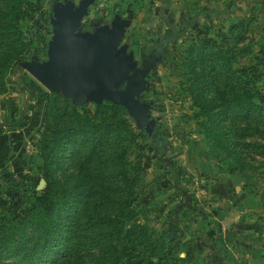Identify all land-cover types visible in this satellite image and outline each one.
Returning <instances> with one entry per match:
<instances>
[{"label": "rangeland", "instance_id": "374dc122", "mask_svg": "<svg viewBox=\"0 0 264 264\" xmlns=\"http://www.w3.org/2000/svg\"><path fill=\"white\" fill-rule=\"evenodd\" d=\"M27 1L35 8L16 21L19 34L0 44V125L9 139H20L14 142L19 145L16 163L0 169V236L4 235L7 220L30 207L46 185L42 146L55 122L69 128L72 112H82L81 105H75L74 110L68 99L48 92L20 67L31 59H46L53 11L66 2L76 7L78 0ZM7 7L8 0H0V21ZM115 16L125 21L116 49L124 47L132 70L141 69L145 59L151 58L149 77L144 79L139 100L147 102L155 125L146 136L122 112L135 137L132 141L124 134L116 138L102 157L110 165V157L118 148L126 168L138 166L134 187L137 215L133 222L123 223L119 235L106 240V229L101 227L98 236L81 219L71 217L74 209L81 210V206L72 204L62 216L68 215L65 219L73 222L71 235L76 238L72 236L76 247L62 254L64 234L56 227L57 246L45 252L40 264H96L108 258L111 264H179V257L187 261L195 253L202 254L207 230L215 236L225 231L224 224H220L223 228L209 226L221 216L254 220L258 226L264 223V0H93L74 33L91 35L94 25L109 26ZM236 23L240 25L230 30ZM202 39H209L215 50L206 55V71L213 74L215 82L222 85L223 77L211 55L230 46L234 49L230 67L245 68L246 79L250 80L247 86L253 90L252 101L259 105L247 121L232 117L235 109L227 112L223 118V145L199 124L203 117L194 115L186 52L191 45H200ZM33 82L48 93L41 103L30 96L35 90ZM84 105L85 110H94L93 103ZM71 149L67 146L57 161L54 157L49 162L54 177L62 184L75 181L78 160L70 157ZM83 174L87 176L86 186L94 190L121 183L108 166H91ZM108 193L109 200L95 204L93 198L85 207L114 215L118 204L111 199L116 200L119 194ZM132 223L137 227L126 236L124 230ZM38 233L31 225L23 227L14 235L20 243L3 248L1 257L8 263L36 261L39 243L33 238ZM151 248L158 249L149 263Z\"/></svg>", "mask_w": 264, "mask_h": 264}, {"label": "trees", "instance_id": "16d2710c", "mask_svg": "<svg viewBox=\"0 0 264 264\" xmlns=\"http://www.w3.org/2000/svg\"><path fill=\"white\" fill-rule=\"evenodd\" d=\"M21 5L26 6V9ZM34 8L35 6L31 1L8 0L7 11H4V18L0 21V44L19 34L16 21L20 16L25 15L27 11H33ZM237 25L240 24L231 25L230 30ZM199 43L200 45L198 46L191 45L186 52L191 83L189 89L192 93L193 104L196 107L194 115L203 117L199 124L208 130L219 145H223L226 144L224 141L223 118L227 115V112L235 109L232 117L237 116L240 120L247 121L251 113L259 108V105L252 101L254 97L253 90L251 89L250 91L247 86L250 80L246 79L245 68L230 67V57L234 49L229 46L223 50L219 49L214 55H211V59L217 60L218 68L223 77L222 85H218L213 74L206 71L207 52L210 53L215 50H212L209 39H202ZM32 84L35 90L30 93V96L41 103L46 99L48 93L35 82ZM1 85L2 82L0 81V89ZM226 90H229L230 93H227ZM261 101L262 98L259 97V102ZM93 105L94 110L91 112L84 109L85 105L79 106V108H82L81 113L73 111V122L69 128H61L57 122L52 127L51 135L47 136L48 139L42 146L43 152L41 154L43 161L42 175L46 180V185L42 192L36 196L34 203L30 207L26 208L19 216L7 220L6 227H4V235L0 236V264H17L15 261L5 262L4 257H1V251L3 248L17 246L20 242L19 239L15 238V233L28 225L39 230L38 235L33 238V241L37 240L39 243V248L35 251L36 255H34L36 261H29V264L42 263L41 257H44L45 252L51 248H56L57 245L54 243L57 229L64 234L62 247L65 250L62 254L70 248L74 249L76 245L73 240L76 238L71 235L73 222L65 219L68 215L62 216L64 210L69 209L72 204L81 206V210L78 207L74 209L71 217L74 215L73 218L76 221L81 219L83 224L96 231V234L99 233L101 227L106 229L105 233H103L106 240L113 234L119 235L125 221L133 222L135 220L137 205L134 187L138 181V166L134 167L131 165L132 170L126 168L121 157L122 153L118 148L113 151V155L110 157V165L102 159L109 152L110 145L114 144L116 138H123L122 135L124 134L132 141L135 134L126 118L122 116V112L126 114L123 107L109 101H102ZM72 108L75 110L76 106L72 104ZM1 125L0 169L5 166L8 157L17 146V144L11 145V143L20 140L14 138V140H11V137L9 139V136L5 133L6 131L1 129ZM141 131L148 136L143 129ZM70 145L72 146L70 157L72 159L75 157L78 160L77 163L75 162V181L71 185L58 182L53 175L52 165H49L51 159L55 157L57 161V157L62 156L67 146ZM107 148L109 149L108 151L106 150ZM56 164L53 166H56ZM91 166L94 169L101 166L112 167L115 175L114 179L121 183L119 186L107 187L103 190H94L87 187V176L83 174V171ZM53 186L55 187L54 190H52ZM110 191H115L119 194L116 200L111 199L112 202L118 204L114 215L108 212L90 211L85 207L86 202L90 199L93 200V198L96 199L95 204L109 200L110 194L108 192ZM136 227L132 223V227L125 229L124 234H127L126 236L132 235L130 233ZM142 243L144 244L145 241ZM23 246H25V243ZM157 249H150L147 262H151L150 257L153 256ZM96 264L111 263L108 258L106 262L100 260ZM130 264L137 263L131 262Z\"/></svg>", "mask_w": 264, "mask_h": 264}, {"label": "water", "instance_id": "95a60500", "mask_svg": "<svg viewBox=\"0 0 264 264\" xmlns=\"http://www.w3.org/2000/svg\"><path fill=\"white\" fill-rule=\"evenodd\" d=\"M92 1L78 0L76 7L66 2L56 8L46 59H31L20 67L45 90L62 95L76 106L102 101L120 105L135 127L150 135L155 120L147 102L139 100L148 65L132 70L124 47L116 49L125 21L115 16L109 26L94 25L91 35L74 33Z\"/></svg>", "mask_w": 264, "mask_h": 264}, {"label": "crops", "instance_id": "0c3cea01", "mask_svg": "<svg viewBox=\"0 0 264 264\" xmlns=\"http://www.w3.org/2000/svg\"><path fill=\"white\" fill-rule=\"evenodd\" d=\"M18 146L8 157L5 166L13 161L16 163L14 158L18 152ZM212 223L213 225H209L211 229L223 228L220 224H224L225 231H218L215 236L212 235V231L207 230L201 246L202 254L195 253L196 256L188 258L187 261L179 257V264L182 262L185 264H264V238L262 237L264 223L258 226L254 220L233 218L228 220L222 216ZM253 229L256 230L255 234Z\"/></svg>", "mask_w": 264, "mask_h": 264}, {"label": "flooded vegetation", "instance_id": "af4514ba", "mask_svg": "<svg viewBox=\"0 0 264 264\" xmlns=\"http://www.w3.org/2000/svg\"><path fill=\"white\" fill-rule=\"evenodd\" d=\"M156 43H158V40H156ZM150 60H151V58H149V57H148L147 59H145L144 65H148V63H150ZM140 67H141V65H140ZM140 67H139V68H140ZM147 67H148V66H147ZM149 72H150V71H149V69H148L147 77H149ZM147 77H146V78H147Z\"/></svg>", "mask_w": 264, "mask_h": 264}]
</instances>
